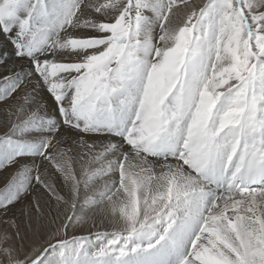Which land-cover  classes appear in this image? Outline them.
<instances>
[{
  "label": "snow or ice",
  "instance_id": "6c2138e0",
  "mask_svg": "<svg viewBox=\"0 0 264 264\" xmlns=\"http://www.w3.org/2000/svg\"><path fill=\"white\" fill-rule=\"evenodd\" d=\"M0 112V264H264V0H0Z\"/></svg>",
  "mask_w": 264,
  "mask_h": 264
},
{
  "label": "rangeland",
  "instance_id": "374dc122",
  "mask_svg": "<svg viewBox=\"0 0 264 264\" xmlns=\"http://www.w3.org/2000/svg\"><path fill=\"white\" fill-rule=\"evenodd\" d=\"M0 116H1V117H0V120H3V119L5 118V117H4V114H3L2 112H0ZM2 116H3L4 118H3ZM17 214H18V213H17ZM2 227H4V225L0 224V228H2ZM84 231H87V229H85ZM70 234H71V233H70Z\"/></svg>",
  "mask_w": 264,
  "mask_h": 264
},
{
  "label": "bare ground",
  "instance_id": "6f19581e",
  "mask_svg": "<svg viewBox=\"0 0 264 264\" xmlns=\"http://www.w3.org/2000/svg\"><path fill=\"white\" fill-rule=\"evenodd\" d=\"M1 117V116H0ZM3 117V116H2ZM4 118V117H3Z\"/></svg>",
  "mask_w": 264,
  "mask_h": 264
}]
</instances>
